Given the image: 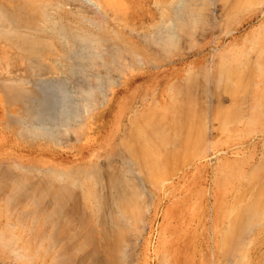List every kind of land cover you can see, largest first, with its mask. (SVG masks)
Instances as JSON below:
<instances>
[{"label":"bare ground","instance_id":"bare-ground-1","mask_svg":"<svg viewBox=\"0 0 264 264\" xmlns=\"http://www.w3.org/2000/svg\"><path fill=\"white\" fill-rule=\"evenodd\" d=\"M68 1H70V4L72 1L76 4V7L73 5L74 10L76 8V10H79L77 12L81 11V15H77L78 18L86 21L90 27L94 25L90 23L95 19L93 18V20H91V17L88 18V16H83L85 12L82 11V9L84 10L83 7L86 6L83 5V3L91 4L90 7H92V5H95V7L97 6L95 10L96 13L99 12L98 8H105L104 13H109L110 11L111 14L109 13L106 15H110L111 19H113L111 23L117 24V30L111 31L114 32L112 33L114 35L105 36L99 33L97 35L94 33L92 34L87 28L86 30L76 28V23L74 26L72 23L64 21V15L62 16L61 12H65L63 8L64 5H70L69 3H65ZM11 2L12 6L8 9H5V5L2 6L3 4L0 3V39L11 45L14 50L16 49V53L20 56L19 59L24 63L26 62L27 66L32 67V69L33 67L43 68L47 71H56L57 73L59 69L64 68L61 59H68V73L72 71V73L76 75V78L77 75H80L83 81H85V83H83L85 86L83 88H78L79 83H77L76 88V84L74 83L77 82L76 78L72 79L73 81L75 80L73 82L75 85L72 86L73 83H70L71 77L67 78L69 76L36 78L33 81L35 88L29 80H21L17 76L0 77L2 79V81L0 80L2 82H0V87L3 95H6L5 99H7L5 104L7 101L8 104L14 101H22L26 105L25 112L20 110V112L18 111L16 113H8V115H10V120L8 122L12 123L14 126L15 124H19V131L22 130L23 135L24 132H27L25 134H27L26 136H28V139L30 137L32 139H52L53 141L55 138H65L62 134L64 129L65 132L66 129H69V132H73L75 129V133L79 130L80 133L74 135L73 132V134H70L74 135L73 139H80V135L78 136V134H82L80 126L84 128V123V126L85 124L88 126L90 125L86 132L88 136L87 139H89V141L93 140L91 142V148L99 138V132L103 127V122L101 120L104 119V115L112 111L122 99L120 96L114 97L113 89L123 85V92H126L129 80L126 81L125 79L128 76H133L140 68L142 69L144 62L145 67H147L148 64V67L153 69L163 64L160 63L162 58H164L163 61H165V63L166 61L168 63L171 62L172 59L167 58L171 56L173 50L176 51L179 47V50L182 48L184 50L185 47L189 52V50L194 47L192 45H195V43L197 45V42L194 41L196 30L198 29L199 31L200 29L201 31L199 32L204 33L202 29L209 24L207 22L211 5L220 6L218 12H216L219 17L212 16V24L214 21L217 22L213 24L212 27L214 25H219V27L226 26L221 29V33L226 30L225 35L226 33L229 34L230 30V32H232L235 28L234 27L233 30L230 28L228 29L227 25L237 21L246 11L254 10L255 12V9L264 6V0H124V2L119 0H11ZM79 5L83 6L82 9H77ZM70 6L67 7V9L69 8L70 10L72 5ZM95 7L93 6V9ZM87 9L88 8H86V10ZM70 11L72 13V9ZM212 12L215 11L213 10ZM75 13L76 11L73 12V14ZM103 14L101 13L100 16ZM106 15L104 14L103 18H105L104 16ZM263 15L261 17H263ZM64 18H67V16ZM68 20H70V18ZM98 20L101 22L99 18ZM98 20L96 19V22H98ZM218 21L219 23L222 22L221 24L224 25L220 26ZM102 23L99 31L103 30L102 27H107H104L106 22L104 23L102 21ZM207 26L205 28L208 29L209 26ZM215 29L217 30V27ZM218 29L220 31V28ZM119 30H124V34L130 35L129 39L132 44H134V47L133 45L128 46L129 43H126L127 41L122 38ZM104 32L106 33L107 31L104 30ZM221 33L219 32V35L217 34L216 36H220ZM106 34L108 35V33ZM203 35L201 34L202 37ZM259 35L261 34L252 35L253 38L251 39H244L240 46L233 45V42L223 44L224 47L222 45V47L219 48L220 50L212 51L213 54L209 52L211 57L208 56L210 59L208 61L206 60L204 64L198 65L195 68H189V65L187 68L188 70L184 72L185 76L183 78L180 79L175 76L172 81H169L167 78L162 79V81H160L159 90L157 93L155 92L156 94L153 93L149 96L148 93H146L145 96H147V98H142L141 101H138L139 103H137V105L132 101L129 105L130 110L124 117L125 123L123 130L117 134L111 147L104 150V154L108 156V159L106 158L105 160L108 161L103 169H101L102 167L99 161L93 160L86 164L83 163V165H81L82 162H79L64 168H57L49 165L42 167L31 165L22 166V164L19 165V163L17 166L13 163L16 167H7L2 164L5 168H0V189L1 186H4V188L9 189L10 195L11 192H14V195L16 194L14 198L13 195H11V197L7 195L8 197H6V199L8 198V203L10 201H17V203L25 202L29 205L32 204L34 207L38 205L42 207L39 211L37 209L39 217L41 216L44 220L50 218L49 220L51 221L53 219L51 216H55L54 219L60 216L61 213L59 214L58 211L63 203H70L75 200L74 202L76 203H73V205H76L69 206L70 208L77 206L75 207L76 209L69 210H72L73 212L71 213L74 214L71 215V213L68 212V206H65L68 207V209L64 210L65 212L67 211V215L70 214V216L68 215V217H66V214H61L66 220L60 223V225L62 224L61 226L58 225L59 228H57L58 230H56L57 232L55 233L58 234L57 236L55 235L56 239L66 234L65 237L67 240H65L68 241L67 243L73 241L69 246L71 247L70 249L73 248L72 251L74 252V248H79L81 243H84V245L85 241L88 243L90 239L88 235L91 233V249H89L91 250V254H86V257L87 255L91 257V260H89V262H91L90 264L130 263L128 261L126 263V258L128 259L130 256L128 255L127 257V247L133 246L131 242L134 237V241H136V238L141 235L140 232L145 229V225H143V217L146 210V207H144L146 206L144 204V199L147 195L144 196L143 194L147 192L148 194L151 193L146 191L147 187H144L145 182H143L141 176L145 177H143L144 181L147 180V184L151 188L158 185V182L161 183L159 177L160 179H164L166 174L170 176L171 173H173V169V171H177V169L183 170L186 169V167L189 169L190 166L195 165V168L200 171L204 166L202 160L208 157L210 158L208 149L210 151V149L214 148L216 141L213 142V139L219 132H221L222 135L228 134L233 137L242 136L244 139L249 137L250 133H254V137L258 135H262L261 137L264 136V129H260V131L255 129L253 131L252 129L254 125L264 123V36L262 37ZM213 36L214 35L211 37ZM182 39L184 40V45L187 42L189 44L191 43L189 47H192H181L183 45ZM220 39L221 38H219V41ZM180 40H182V42H180ZM197 40H200V37L197 38ZM216 42L215 40L214 43H211L215 45ZM141 49L146 52V57L141 55ZM125 53L127 56H125ZM158 56H160V59L157 58ZM203 57H205L204 53ZM149 70L150 68L147 72H149ZM62 71L63 74L67 73H64V70ZM41 73L42 72H40V75ZM74 75H72V78H74ZM159 76L161 75L157 72L154 78ZM81 77L78 79L80 80ZM161 77H165V75ZM68 79H70V81ZM160 79L161 78H159V80ZM165 80L168 81L165 82ZM38 93H40L39 97H37ZM112 95L113 98H111ZM137 106H139V108ZM86 118L88 119L85 123ZM66 134L67 133H64L67 139H72V137H67ZM81 136H83V134ZM74 137L78 138L76 139ZM84 139H81V141H84ZM218 139L216 145H219ZM69 140L66 142L68 143ZM55 142H59V140H55ZM240 143L235 144L234 141L235 146L245 144ZM56 144V147H59L60 143L59 145L58 143ZM64 144L65 139L62 145ZM226 149H228V147ZM231 152V154L239 153V149L232 148ZM213 154L212 156H216ZM248 155L249 157L247 156L242 159L232 157L227 163L222 165L219 164L218 168L216 165L214 169L215 186L217 185L221 190L219 196H210V200H207V197L204 198L208 202L201 209L200 213L204 218L206 217L207 220L211 217L210 224L206 225L207 228L201 230L200 233L196 230L194 233L192 232L191 234H186L184 237L182 236L183 239L179 247L186 254L184 260H194L192 263L195 264L197 259L199 261V257L197 256L199 251L197 250L198 252H196V247H192V240H195V246L197 244L201 247L200 256L202 253H206L204 252V235L208 232L209 238H211L210 242L212 243L209 246L211 249L208 251V255L211 257V259L209 258L210 264H251L255 259L254 256L257 254V251L258 261H256L255 264H259L261 258V262L264 264V246L262 248L258 247L259 243L257 244L256 242L260 229H264V174L259 172L261 166V169L264 168V146L259 155V163L252 164L248 159H253L251 157L253 155ZM102 160L104 161V159ZM103 163H105V161ZM20 166L23 169H21ZM127 166H129V168L136 166V169H133L134 171H132L131 168V172L134 173L133 175H127V173L130 172ZM14 169H20L22 173H13V171H15ZM168 169L170 171H167ZM260 171H263V169ZM162 172L163 175L165 173L163 177ZM139 174L143 175L140 176ZM80 175L82 176L80 177ZM83 175L88 180L91 179V184L78 183L81 181H78V178L80 177V179H82ZM74 176L78 177L74 179ZM166 179L168 180L169 177H166L164 180ZM88 180L86 182H88ZM185 181L186 180H184V182ZM72 186H79V189L82 188V191H87V193L89 192L91 194V199L89 200L84 199L85 196L81 198L86 201V204L88 201H91V205L81 204L80 208H84L83 210L81 208L82 215H80V211L78 210L77 202L80 195L76 199L77 193L81 190L76 189L78 190L76 193V190H73L74 195L76 194L73 198L71 197L73 194H71L72 191L70 190ZM75 187L72 188L75 189ZM153 189L151 188L150 190L152 191ZM203 189H205V187ZM165 190H168V188ZM66 191H71L69 197L64 196L68 193ZM143 191L146 192L143 193ZM154 191H152V196L154 195ZM197 193L198 191L196 195ZM202 193L204 194V192ZM202 193L199 194L202 195ZM19 194H21V196H17ZM148 196L146 199H149ZM84 200L82 202H84ZM145 202L147 203L148 200ZM8 203L6 202V206H8ZM49 203L51 204V208L54 207V211L45 209ZM21 205L22 204L19 206ZM14 206L16 205H13V209ZM87 206H91V210H89ZM150 206L149 203V207ZM11 208H9V210L12 211ZM18 208L17 210L20 209ZM86 208L89 210L88 212H85L87 211ZM199 208L200 207L197 209ZM31 211L32 210H30V213ZM20 212L18 211L17 214ZM33 213H35V211ZM33 213H31L30 216H32ZM86 213H88V219H91L90 225H88ZM172 214H174V212ZM19 217H21V215ZM63 217L60 219L64 220ZM202 217L199 219H203ZM70 219H79L81 224L78 223V225H75L77 228H74L73 224H71L73 226H69V224L73 222ZM22 220L20 221L17 218L16 222L19 221L20 224L23 222ZM34 221L36 222L35 219ZM199 222L200 221L197 223L201 224L200 226L202 227V223ZM216 222L218 224V231L215 234L216 231L213 224ZM220 222L222 223L221 226L219 224ZM196 225L195 222L194 226ZM45 226L47 228V225ZM52 226H55V224ZM5 228L8 229L10 227L8 226V228ZM30 228L32 227L30 226ZM179 228L182 229H179L180 231H184V228ZM34 229H36V227H34ZM34 229L32 228L31 230L35 231ZM1 230L2 229H0V231ZM186 230L188 231V229ZM204 230L206 231L204 232ZM12 231L14 237L15 231ZM196 232L201 235V239H198L200 235ZM3 233L6 234V232ZM12 233H10V235H12ZM135 234L138 235L135 236ZM8 235L0 233V244L3 246H0V249L6 248V250L9 251L8 253L11 254V257H16L19 260L24 257L25 260L26 258L24 255L28 257L26 252H24L25 250L23 251L24 253L21 252L20 250H23V248H18L17 246V249L15 246L16 244H14V242H16L14 240L19 238L17 233L16 237L18 238L16 239H13L11 236L9 238ZM43 235L42 239L44 240L45 234ZM55 237L53 238L55 239ZM11 238L12 241H10ZM87 238L88 240H85ZM47 241V244H49L50 241L48 237ZM77 241L79 242L77 243ZM52 242L54 243V240ZM11 243L13 245H11ZM63 243L61 244L63 245ZM39 245L41 246V243H37V246ZM37 246L36 248L38 250L42 248V246L40 248ZM52 246L50 245L48 247L47 245L46 250L51 249ZM68 247H66L67 251L69 249ZM133 249L131 250L134 251ZM190 249H192L193 252L191 251V253L195 255V258L191 255ZM70 251L71 250L68 252L70 253ZM73 252H71V255ZM173 252L175 251L172 250L168 254L166 253L167 257H165L168 261H165L168 264H177L173 260ZM196 256L198 257L197 259ZM11 257L9 259L13 260ZM74 257H69V259L71 258V261H74L72 260ZM81 257L82 255L80 258ZM64 258L63 255H60V257H56L54 261L56 264H63ZM69 259H66L67 262ZM160 261H157V263L159 262L161 264ZM163 261L162 258V264L165 263ZM202 263V261H199V264ZM70 264L72 263L70 262Z\"/></svg>","mask_w":264,"mask_h":264},{"label":"rangeland","instance_id":"rangeland-1","mask_svg":"<svg viewBox=\"0 0 264 264\" xmlns=\"http://www.w3.org/2000/svg\"><path fill=\"white\" fill-rule=\"evenodd\" d=\"M95 1H98V0H95ZM100 1H104V0H100ZM114 1H116V0H114ZM119 1L124 2V0H119ZM69 2L70 1L65 2V3L68 4ZM72 2H71V4L69 3L70 5H72V8H70V10L72 9V13L69 10V8L67 9V7H69L70 5L69 6L64 5V7H63L65 9V12H61V15L62 16L64 15L63 16V20L64 21H67L68 23H72L74 26L77 24L76 25V28H81L83 30L84 29L86 30V28H87V30L90 31V32H92V34L94 33V34L97 35L99 33V34H103L105 36H112V35H114V34H112L114 32H111V31L112 30L113 31L114 30L115 31L117 30V24L116 23H111V21L113 22V19H111V16L110 15H108V16L106 15V14H109L110 11H109V13H104L105 12L104 11L105 8L104 9L98 8L99 12L96 13L95 10L97 9L96 8L97 6L95 7V5H92V7H90L91 4L89 5L88 3H85V4L83 3V5H86L85 7H83L82 5H79V7H77V9H79V8L82 9V7L84 8V10L82 9V11L85 12V13L82 12L83 13V16H88V18L91 17V20H93V18L95 19L93 21L94 23L91 21L92 23H90V24H94V25H91V27H90V25L87 24L86 21L78 18V16L81 15L80 14L81 11L80 12H77L79 10H76V8L74 10V7H76L75 6L76 4L74 2L72 4ZM0 3L3 4V5L1 4L2 6L5 5V7H4L5 9H8V8H10L12 6L11 0H0ZM73 5H74V7H73ZM65 6H67V7H65ZM93 6L95 7L94 9H93ZM86 8H88V9L86 10ZM215 8H217V9H215ZM219 8H220V6H218V5H213V6L211 5L210 6L209 19H208V22H207V23H209L208 24L209 27L206 25L208 27V29L205 28L206 26H204V28L202 29V30H204V33L203 32H199L201 30L199 29V31H198V29H197L196 30V33H195L196 35L194 34V41L197 42V45H196L195 42H194L195 45H192V46H194L193 48H191L192 46L189 47L191 45V43L189 44V43L186 42V44H188V45H186V44L184 45V40H183L184 38L182 39L183 40V43H182L183 45L181 43H179V44H181L182 46L178 44L181 47L188 46V48H191V50H189V52L187 51L188 50L187 48L184 47V50H183V48L181 50H179L180 49V47H179V49H177L176 51L175 50L172 51L173 53H171V56H170L171 58L170 57L167 58V59H172L171 62L168 63L166 61V63H167L166 64L165 61H163L164 58H162V60H161L160 63H163V64H160L161 65L160 67H156V68H153V69L151 67H148V64H147V67H145V62H144L143 67L141 66L142 69L140 68L141 70L140 69L138 70V72H137L138 74L137 73H134L133 76H131V77L128 76L125 79L126 81L129 80L128 85H127L126 92L125 91L123 92V89H124L123 85L118 86L115 89H113L114 90L113 91L114 97L115 96H120V98H122V99H121L120 103H118V105L116 107H114V109H112V111L107 112V114L104 115V117H103L104 119L101 120L103 122V127L101 128V130L99 132V138L93 144L92 148H91V142L93 140L89 141V139H87L88 136H87V132H86V131H88L90 125L88 126L87 124H85V126H84V123H83V127L84 128H81V126H80V130L82 129L81 133L83 134V136H81L82 134H78V136L79 135L81 136V137L79 136L80 139H77L78 137H74V138H76L79 141L73 139V136L75 134L80 133L79 130H77V129H76L77 130V133H75L76 132L75 129L73 130L74 135H72L73 134L72 131L69 132L70 131L69 129L68 130L66 129V132L64 131L65 130L64 129L62 134H63V136L65 138H62V137L59 136L60 138H57L59 140V142H55V140L58 141L56 138L54 139V141L52 139L51 140H46V139L43 140L42 138H35V139L33 138L34 139L33 140L30 137L28 139V136H26L27 134H25L27 132H24V135H23L22 134V130L19 131V124H15V126H14L12 123L8 122L10 120L9 119V116L10 115H8V113L9 114L10 113H16L18 111L20 112V110H22V111L25 112L26 105L22 101H14V102H11L10 101L11 104H8V101H7V103L5 104V101L7 100V99H5L6 98V95L5 94L3 95V92H2L1 87H0V163H1L0 168H2L4 165H6L7 167L8 166L13 167V166H15V165H13V163L16 164V166L19 163V165L22 164V166H24V165H31V166H35V167L36 166L42 167V166L49 165V166H53V167L55 166L57 168H64V167H67V166L75 165V164H77L79 162H82L81 165H83V163L86 164V163L90 162L91 160H93V161H99V163H101V167H102L101 169H103L105 167V164L108 161V160H105L106 158L108 159V156L106 154H104L105 153L104 150L105 149H108L109 147H111V144H112V142L115 141L114 139L117 136V134H119L123 130L124 123H125V121H124L125 118L124 117L128 113V111L130 110V106L129 105L132 103V101H134V103L137 105V103H139L138 101H141L142 98L143 99H144V97L147 98V96H145L146 93H148L149 96L152 95L155 92L157 93V91L159 90L160 84H161L160 81H162V79H166L167 78V79H169V81H172V79H174L175 76L176 77H179L180 79L183 78L185 76V73L184 72H186V70H188L187 68H188L189 65H190L189 68H195L198 65L204 64L206 62V60L208 61L210 59V57H211L209 52H211L213 54L214 51H216L220 47H222L223 44H227V42H233L234 43L233 45L240 46L241 45V42L244 39H251L256 34H261L259 36H262V37L264 36V34H263L264 33V30H263L264 29V15H263L264 14V6L258 7V9H255V12H254V10L246 11L237 21L232 22L229 25H227L228 29L230 28V29L233 30V28L234 27L235 28H234V30L232 32H230L231 31L230 30L229 31V34L226 33V35H225V31H226L225 29H223L225 31L223 33H221L222 32L221 29L226 27V26H223L224 24H221L222 22L219 23V21H218V23L220 24V26L222 25L223 27H219V25L218 26L217 25L216 26L214 25L215 26V27L213 26L214 28L212 27L213 24H216L217 23L216 21H214L213 24H212V19L215 16L216 17H219L217 15V13H216V12H218V9ZM211 9H213L215 12H212L213 10H211ZM75 11H76V13L73 14V12H75ZM93 12H94V15H93ZM100 12L102 14L104 13L107 16V17L104 16L106 19L103 18V15L104 14L102 16H100L101 15ZM208 12H209V10H208ZM86 13H87V15H86ZM89 13L91 15H93V16H91ZM262 15H263V17H261ZM66 16H67V18H64ZM69 18H70V20H76V21H70V20H68ZM98 18L100 20L102 18L103 19L101 20V22H99ZM96 19L99 22V28H100V25L103 24L102 21L104 23L106 22L105 23L106 25H104V27L105 26H107V27H105V28L102 27L103 30L102 31H99L98 22H96ZM245 23H246V25H245ZM257 24H258V26H257ZM262 24H263V26H262ZM230 25H231V27H230ZM259 26L261 27V29H260ZM216 27H217V30L215 29ZM111 28H114V29H111ZM212 28H213V30H212ZM218 28H220V31H219ZM228 29H227V32H228ZM236 29H237V31H236ZM104 30L107 31L106 33H108V35L104 32ZM208 31H210V32H208ZM214 31L215 32L217 31L216 34H215ZM119 32L121 33L122 38L125 41H127L126 43H129L128 46L133 45V47H134V44H132V42L129 39V36L130 35L129 34H126V33L124 34V30H119ZM219 32L221 33L220 36H216ZM206 33H208V34H206ZM201 34L202 35L205 34L206 36L203 35V37H202ZM212 35H214L215 37L214 36L211 37ZM199 37H200V40H197V38H199ZM213 38H215V39H213ZM219 38H221L220 41H219ZM182 40H180V42H182ZM215 40L217 42L214 45L211 42L214 43ZM222 40H224V41H222ZM120 42H123V41H120ZM209 42H210V44H209ZM222 42H224V43H222ZM205 43H207V44H205ZM178 45H177V48H178ZM204 46H205L206 49L204 48ZM211 47L212 48L214 47V48L212 49ZM223 47H224V45H223ZM195 48H197V49H195ZM7 49H9V50H7ZM199 49L202 51V53H201V51ZM197 50H198V52H197ZM192 51H194V52H192ZM5 53H6V56H5ZM140 53H141V55H144V57H146V52L144 50H142ZM203 53H204V56L205 57H203ZM7 54H9V55H7ZM174 54H175V57H174ZM183 54H185V55H183ZM125 56H127L126 53H125ZM184 56H186V57H184ZM208 56H210V57H208ZM0 58H2V59H0V62L3 61V62L0 63V77L17 76L21 80L22 79L25 80V81L29 80L32 83V86L34 88H35V85H34L33 81L36 78H40V77H53V76L54 77L55 76L56 77H64V76L66 77V76H69L67 78H70L71 77L70 78L71 81H70V79H68L70 81V83L71 82L73 83L75 80L73 81L72 79H75L76 78L75 77L76 75H74L72 73V71L70 73H68V71H69V68H68V59H66V58L65 59H61V61L63 62V67H64V68H61V69L64 70V73L67 72L65 74H63V71L61 69H59V72L57 71V73H56V71L55 72L54 71H50V70L47 71V70H45L43 68H34L33 67V69H32V67H28L27 66V63L26 62L24 63L23 61H21L19 59L20 56L16 53V49L14 50V48L11 45H9L8 43L4 42L1 39H0ZM157 58L160 59V56H158ZM203 58H204V60H203ZM7 59H8V62H7ZM158 64H159V61H158ZM149 68H150V70H149V72H147V70ZM167 69H168V71H167ZM32 70H33V72H32ZM65 70H67V71H65ZM40 72H42L41 75H40ZM155 72L156 73L158 72V74L161 75V76L165 75V77L159 76V77L154 78V75L156 74ZM145 73H146V76H145ZM69 74L74 75V78H72L73 76L72 75H69ZM79 77H81V76L80 75H77V78H76V81L77 82H74L76 85L73 83L72 86L75 85V87H76L77 86V83H79L78 88H83L85 86V85H83V83H85V81H83V78L82 77H81L82 80L81 79L79 80L78 79ZM152 77H153V79H152ZM159 78H161V79L159 80ZM0 80L2 81L1 78H0ZM166 81H168V80H165V82ZM1 83H0V86H1ZM28 87H29V85H28ZM165 90H166V87H165ZM39 95H40V93L37 94V97H39ZM111 98H113V95L111 96ZM4 107L6 108V111H5V108ZM137 107L139 108V106H137ZM105 118H106V120H105ZM6 119H7V121H6ZM87 119L88 118H86L85 123L87 122ZM252 129H253V131H254V129L257 130V131H260V129L261 130L264 129V123H259L257 125H254V127ZM60 131H62V130H60ZM64 133H67L66 134L67 137L68 136H69V138L72 137V139L71 138H70V140L67 139L66 136L64 135ZM70 133H72V134H70ZM220 133L221 132H219V134H217V136L214 137L213 142L216 141L215 142V146L213 145L214 148L210 149V151L208 149V153L210 154V158L208 157V158L202 160V163L204 164V166L202 167V169L200 171L197 170L195 168V165H194V166H190V167L188 166L189 169H187V167H186V169H187V171L185 172L186 174L184 173V171L186 169H183V170L182 169H177V171L176 170L173 171L174 170L173 169L172 170L173 173H171L170 176L169 175L167 176V174L165 176V173L163 175V172H162V177L165 176L164 179L166 177H169V179L168 180L167 179L164 180L163 178L160 179V177H159V181H161V183L163 182L162 183L163 186H162V184L160 182H158L159 184L156 185L157 187L156 186L155 187H151L152 189L154 188L152 191L155 190L153 196H152L153 193L150 190L151 188L147 184V180L144 181V178L145 177L144 176H141L143 174H139L142 177L143 182H145L144 183V187H147V190L146 191H149L151 193L148 194V192L147 193H144L146 191H143V193H144L143 195L144 196L145 195H147V196L149 195L148 196L149 199H146L147 196H145V199H144L145 201L148 200L147 203L144 201V204L146 205V206H144V207H146V210H145L144 217H143V219H144L143 225H145V227H144L145 229L143 231H141L142 233L140 232L141 235L138 236L139 238L138 237L136 238V241H134L135 240V237H134L133 241L131 242L133 244V246L131 245L130 247H127V253H128L127 254V257H128V255H130V256L128 257V259L126 258V263L128 261V262H130L128 264H150V263L151 264H160L159 262L157 263V261H160L161 260L160 262L162 264V258H163V260H164L163 262H165L164 264H166L167 263L166 261H168V259L166 258L167 257L166 253L168 254L169 252H171L173 250V251H175V252L172 253L174 255L173 260L177 264H195V263H192V262H194V260H190V261L184 260L186 254H185V252L182 249H180L179 244H181L180 242H181V240L183 239V237L186 234L188 235V234H191L192 232L194 233L196 230L200 233L201 230L207 228L206 225H209L210 224L211 217L209 218V220H207V218L206 217L204 218V216L201 215L200 213H201V209L207 204V202H208L207 200H210L211 199L210 196H213V195H215V196L218 195L219 196V193H220V190L221 189H219V187L217 185L215 186V179H214L215 178V176H214V169H215L216 165H217V168H218L219 167V164L222 165V164L227 163V161L230 160L232 157L233 158H236V159H239V158L242 159V158L247 157V156L249 157L248 154L253 155V156H251L253 159H248V161H251L252 164L259 163V161H258L259 160V155L262 152V149H263V146H264V145H262V144H264V136L261 137L262 135H258V136H255L254 137V133H252V134L250 133V136L244 139L242 136L241 137H239V136L238 137H233V136H230L228 134L222 135V133L221 134ZM60 135H61V132H60ZM70 135H72V136H70ZM84 135L86 136V138H85ZM227 136H229V137H227ZM258 137H259V139H258ZM216 138L217 139L219 138L218 139L219 140L218 141L219 145H216L217 144V139ZM64 139H65V144L64 145H67L68 147L62 145L64 143ZM66 139L69 140L68 143L66 142L67 141ZM81 139H84V141L83 140L81 141ZM262 139H263V141H262ZM60 140H61V142H60ZM62 140H63V142H62ZM234 141H235V144H239L240 142L241 143H245V144H241L240 143L241 145L235 146ZM229 142H231V143H229ZM56 143H58V145L60 143V145L62 147L60 145H59V147L58 146L56 147V145H57ZM253 143H255V144H253ZM231 145H233L235 147H233ZM242 146H243V148H242ZM227 147H228V149H226ZM244 147H246V148H244ZM232 148L239 149V153L231 154L232 153L231 152V149ZM224 150H225V152H224ZM212 152L215 153V154H213ZM217 153H218V155H217ZM79 154H80V157H79ZM212 154L213 155H216V156H212ZM100 157L102 159H104L105 163H103L104 161ZM14 161H16V162H14ZM11 163H12V165H11ZM2 164H3V166H2ZM11 167H9V168H11ZM125 167H126V165H125ZM127 167L129 168V166H127ZM261 167L259 169L260 170L263 169V171H260L259 170V172L261 174L262 173L264 174V168L261 169ZM3 168H5V167H3ZM131 168H132V171H134L136 169V166L135 167H133V166L130 167L129 168L130 170L128 169V171L131 172ZM21 169H23V168L21 167ZM14 170L15 171H13V170H11V171H13V173H16V172L22 173V171L20 169L19 170L14 169ZM167 171H170V170L168 169ZM130 172L127 173V175H129V174L133 175L134 174V173H132V172L130 173ZM177 172H178V174H177ZM81 176L82 175H80V177ZM160 176H161V174H160ZM76 177H78V176H74V179ZM80 177L78 178V181L79 180H81V181H79L78 183L81 182V183H86V184L87 183H90L91 184V181H90L91 179L88 180L84 175H83L82 179H80ZM87 180H88V182H86ZM162 180H164V181H162ZM184 180H186V181L184 182ZM213 180H214V183H213ZM72 187L74 188L75 186H72ZM72 187H70L71 188L70 190L72 191V192L71 191L70 192H71V194H73L71 196L73 198L76 195V194L74 195L73 190H76V189L81 190L76 195V199L80 195L79 198H78V201L77 200L76 201L78 202V210L80 211V215H82L81 208H82V210L84 208L83 207L80 208V206H81L82 203H84V205H91L90 204L91 201L90 202L88 201L87 204H86V201L84 200V199H86V200L87 199L88 200L91 199V194L89 192L87 193V191L86 192L85 191H82L83 189L81 187H80L81 189H79V186L75 187V189H73ZM204 187H205V189H203ZM3 188H4V186H1V189H0V192H2V193H0V220H1L0 221V227H1L0 229H2L0 231V233H2L4 235H8V233H9L8 237L10 238V236H11L13 239H16L18 237L19 238L21 237L20 239L18 238L19 240L18 239L14 240V241L17 242V243L14 242V244H16L15 245L16 248H17V246H18V248H23V250L21 249L20 251L23 252L25 250L24 252H26V254H27L28 257H26V255H24L26 259L24 260V257H23V259L20 258V260H19L16 257L15 258L14 257H11L10 256L11 254L8 253L9 251H7L6 248H2V249H0V264H39V263L40 264H56L54 260H55L56 257H60V255H63L65 257L64 258V262L65 263L63 262V264H70V262L72 264H90L91 263V262H89V260H91L90 259L91 257L89 255H87V257H86V254L91 252V250H89V249H91V242H90L91 241V236H90L91 233L88 235L89 236L88 238H90L89 241H88V243H87V241H85V245H84V243L83 244L81 243V246L79 248H76V249L74 248V252L72 251L73 248L70 249L71 247L69 246L70 243H72L73 241H70L69 243H67L68 241H66L67 238L65 237L66 234H64V236L62 235L63 237L60 235L61 237H57V239L55 237V235L56 236L58 235V234H55L57 232L56 230H58L57 228H59V226L62 225V224L60 225V223H63V221L66 220L65 217L61 216V214H66L67 215L68 212L69 213L73 212L72 210L73 209H76L75 207H77V206L73 207L74 205H76V204L73 205V203H76V202H74L75 200L70 202L72 204H70L69 202L68 203L66 202L67 204L66 203H63L65 205L62 204L61 207H60V209H59V211H58L59 214L61 213L60 214L61 217L60 216L59 217L57 216V219H54L55 216L54 217L51 216V218L54 219V220L52 219L51 220L52 222H51L49 220L50 218H47L46 220H44V218H42L41 216L39 217V215H38L39 212L38 211L42 207H39L38 205L34 207V205H32V204L29 205L28 203H25V202H22V203L21 202L20 203L18 202L19 203L18 204L17 201H10L8 203V200H7L8 198L6 199V197H8L10 195L9 189L8 188H4V190H3ZM166 188H168V190H165ZM78 190H76L75 193ZM167 191H169V192H167ZM197 191H198V193L196 195V192ZM66 192H68V193H66L64 196L65 197L66 196L69 197L71 195V194L69 195L70 192L69 191H66ZM202 192H204V194ZM167 193H168V195H167ZM199 193H202V195L199 194ZM11 195H13V198H14V196H16V194L14 195V192H11ZM11 195L9 197H11ZM198 195H199V197H198ZM205 195H207V196H205ZM17 196H21V194H19ZM86 196H87V198H86ZM83 197H84V199H81ZM169 198H171V199H169ZM204 198H206L207 200L204 199ZM83 200H84V202H82ZM203 201H205V202H203ZM6 202L8 203V206H6L7 205ZM13 203L16 205V206H14V209H13V205H14ZM149 203L151 205L150 207H149ZM20 204H22V205L19 206ZM71 205H73L72 206L73 208H70L69 207ZM173 205H174V207H173ZM65 206H68L69 209H68V207H65ZM176 206H177V208H176ZM88 207H89V210H91V206H87V208ZM198 207H200V208L197 209ZM9 208H11L12 211L9 210ZM17 208L19 210H17ZM53 208H51V204L49 203L48 206H46L45 209L46 210L48 209V211H52V210L54 211ZM29 209L32 210L31 213H33L35 211V213H33L32 216H30L31 213H30V210ZM37 209H38V211H37ZM64 209L65 210L68 209V212L67 211L65 212ZM70 209H72V210L69 211ZM21 210H23V211H21ZM89 210L87 209V211H85V212H88ZM169 210H171V211H169ZM18 211L19 212L21 211V212L17 214ZM9 212H11V213L13 212V213L11 214ZM62 212H65V213H62ZM168 212H169V214H168ZM173 212H174V214H172ZM83 213H84V211H83ZM27 214H28V216H27ZM73 214L71 213V215H73ZM86 214H87L86 217L88 219V213H86ZM20 215H21V217H19ZM68 215L70 216V214H68ZM68 215L66 217H68ZM62 217H63L64 220H61L60 219ZM178 217H179V219H178ZM201 217L203 218V219H201L202 221L199 219ZM17 218L20 221L23 219L22 220L23 222L20 223L21 226L19 224V221L16 222L17 221ZM32 218H33V221H32ZM34 219L36 220V222L34 221ZM71 221H73V222L70 223V224L68 223V224H69V226H73L74 225V228L76 227L75 225H78V223L81 224V222H79L80 221L79 219L71 220ZM87 221H88V225H90L91 224V219H88ZM198 221H200L199 223H202V227L203 228L200 226L201 224H198L197 223ZM53 222H55V223H53ZM195 222L197 224L196 226H194L195 225ZM54 224H55V226H52ZM71 224H73V225H71ZM219 224L221 226L222 223L220 222ZM45 225H47V228H46ZM4 226L7 227V228L9 226L11 229L8 228V229H10V230H8ZM30 226L33 229H34V227H36V229H34L35 231L31 230L32 228H30ZM199 226H200V228H199ZM3 227H4L5 231H4ZM179 227L184 228V231H180L179 229H181V228H179ZM213 227H215L214 229L216 231L215 232V234H216L217 231H218V224H217V222L215 224H213ZM185 228L188 229V231ZM12 230L15 231L14 232V235H15L14 237H13V233H12L13 231ZM205 231L206 230H204V232ZM3 232H6V234L3 233ZM198 232H196V233H198ZM10 233H12V235H10ZM16 233H17L18 237H16ZM46 233H47V235H46ZM199 233H198V235H200ZM43 234H45L44 240L42 239L43 236H44ZM38 235L41 236V237H39ZM137 235L138 234H135V236H137ZM204 236H205V238H204V243H205V245H204L205 246L204 252H206L205 254L202 253V255L200 256V252H201V249L200 248L201 247H199L197 244L195 246V243H194L195 240H192V247H196V249H195L196 252L199 251V253H198L197 256L199 257V261H202L203 262L202 264H206V263L207 264H210L211 257H210V255H208L209 254L208 251H210V249H211V248H209V246L212 244L210 242L211 241V238H209L208 232L205 233ZM252 236H255V235H252ZM258 236H260V237H258ZM47 237H48L49 241L51 242V243L49 242V244L51 246L53 245L51 247V249H49V250H46L47 245H48V247L50 246L49 244H47L48 243ZM53 237H55L56 241H55V239ZM12 238H11L10 241H12ZM88 238L85 239V240H88ZM198 239H201V235H200V237H198ZM53 240H54V243L52 242ZM64 240L66 241V243H65ZM40 241H43V242H40ZM63 241H64V243H63ZM79 241H77V243ZM258 241H260V242H258ZM256 242H257V244L259 243L258 244L259 245L258 247H261L262 248L264 246V229H260L259 234L257 235ZM12 243H11V245H13ZM37 243H39V244L41 243V246H42V248L39 249V250L36 248ZM61 243H63V245ZM74 243H75V241H74ZM163 243H164V245H163ZM0 246L3 247L2 244H0ZM15 246H12V247H15ZM41 246L39 245L37 247L40 248ZM53 247H54V249H53ZM66 247L69 248L68 251L71 250L70 253L67 251V248ZM132 247L133 248L135 247V248L133 249ZM128 248H130V249H128ZM3 249H4V251H3ZM81 249H82V251H81ZM131 249H133L134 251H132ZM163 249H164V251H163ZM154 250H155V252H154ZM128 251H130V252H128ZM176 251H177V253H176ZM191 251H192V249H190V253H191ZM71 252H73L72 255H71ZM160 253H161V255H160ZM73 254H75V255H73ZM180 254L181 255L183 254V255L181 256ZM81 255H82V257L80 258ZM191 255H193L194 258H195V255L194 254L191 253ZM197 256H196V259L198 258ZM253 256H254V252H253ZM257 256H258V251H257V254H255V256H254V258H255L254 261H253L254 264L256 263V261H258V257ZM10 257L13 258V260L12 259L10 260L9 259ZM69 257H71V258L74 257V259H72L74 261H71V258L69 259ZM131 257H132V259H131ZM182 257H183V259H182ZM14 259H15V261H14ZM66 259H69L68 262H67ZM183 260L185 261V263H184ZM261 260H262V258L260 259L259 264H262ZM199 261L197 259L196 264H199ZM253 263H251V264H253Z\"/></svg>","mask_w":264,"mask_h":264}]
</instances>
